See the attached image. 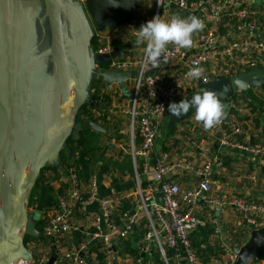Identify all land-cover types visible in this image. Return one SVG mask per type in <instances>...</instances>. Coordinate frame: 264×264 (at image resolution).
Masks as SVG:
<instances>
[{"label": "built area", "instance_id": "1", "mask_svg": "<svg viewBox=\"0 0 264 264\" xmlns=\"http://www.w3.org/2000/svg\"><path fill=\"white\" fill-rule=\"evenodd\" d=\"M77 1L83 6L86 4V0ZM153 1L155 16L162 12L163 2L167 1L168 11L176 10L170 7V4H175L182 9L179 11L182 17L196 16L203 21L204 26L202 30L193 33L191 48H180L169 43L156 65L145 62L144 51L140 59H136L133 51L131 56L112 57L115 42L125 41L122 36L131 34L136 37V29L139 27L133 21H125L103 32L95 30L98 46L94 54L109 57L104 62H96V68L128 73L136 70L138 73L134 79L127 80L131 86L129 95L124 96L121 91L118 93L120 101H125L118 107V111L121 117L129 121L126 133L127 154L130 155L139 201L133 211L117 214L120 199L130 196L120 197L113 192L102 195L100 189L103 182L109 183L107 176L102 175V181L99 173H96L84 183L74 167L64 172L57 187L56 203L43 217L45 223L42 233L46 237L51 241H61L76 227L77 213L85 212V206L94 202L99 205L90 224L80 228L82 239L79 244L59 252L64 264H88L90 248L94 243L102 246L107 260L105 264H148L154 259L152 257L148 260L145 256L150 243L157 247L164 264H170L168 248L175 249L172 260L176 264H181L182 261L185 264H234L236 255L231 250L232 237H223V227L214 213L208 224L204 216L206 206L211 209L217 207L220 212L229 208L239 210L243 215L244 227L248 230L264 227V204L249 202L236 195L219 197L214 193V167L218 157L213 153L212 146L216 143L219 148L241 153L251 161L260 160L259 164L264 166V144L246 142L242 138L245 133L242 122L236 114L230 113H247L246 104L234 100L222 103L224 114L220 122L214 125L218 134L214 145L195 138L189 140L194 160L173 156L158 146L159 133L170 114V103L186 99L201 83L208 84L214 78L231 77L243 68L253 69L264 64V38L253 35L263 31V25L259 22L261 12L256 8L254 0ZM226 17L231 23L229 29L223 31ZM188 52L190 54L186 61L178 69H169L168 74L163 75V69L179 64ZM102 63H106V67H102ZM155 67L159 71L146 75L147 70ZM192 67L202 69L200 78L187 76ZM178 172L193 174L197 179L196 185L183 189L173 179V175ZM249 177L256 181L258 172L251 171ZM144 179L147 181L145 186ZM60 189L62 193L59 192ZM157 193L161 197L160 203ZM142 220H147L149 225L144 238L147 246L141 248L143 257L133 259L122 256L119 253L120 247ZM206 225L213 230V236L218 239L223 251L209 261L198 256L191 241V233ZM48 256L47 253H42L31 261L22 260L18 264H46Z\"/></svg>", "mask_w": 264, "mask_h": 264}, {"label": "water", "instance_id": "2", "mask_svg": "<svg viewBox=\"0 0 264 264\" xmlns=\"http://www.w3.org/2000/svg\"><path fill=\"white\" fill-rule=\"evenodd\" d=\"M140 0H86L84 7L77 0H0V264H18L31 261L34 250L24 244L26 235L38 236L37 222L42 219L46 197L51 190L41 181L39 201L35 212L28 213V200L40 170L46 164H55L66 139L77 130L106 132L100 124L90 119L76 123L80 107L90 99V86L95 75L106 84H118L137 76V71L116 72L96 68L108 56L96 55L91 46L95 30L103 32L131 20L140 26L145 23L137 9ZM259 3L264 1L259 0ZM167 8V1L163 2ZM172 9L182 11L175 4ZM43 26V40L49 29L48 46L38 52L36 46L37 24ZM89 29L83 41L77 35ZM95 28V30L93 29ZM264 38V31L253 33ZM74 50L70 52L66 42ZM177 65L165 69H178L187 56ZM112 57L131 56L132 51L116 47ZM53 60L55 88L53 97L36 91L35 69L42 58ZM264 62V56L262 57ZM158 67L146 71L153 75ZM264 85V64L231 77L214 78L202 91H212L225 102L235 91L246 93L250 87ZM123 95L129 92L123 88ZM247 96V95H246ZM248 97V96H247ZM195 111L190 107L189 112ZM186 114V113H185ZM170 115V130L185 115ZM78 157V156H77ZM264 198V193L255 192ZM158 203L160 194H156ZM154 247V244H152ZM46 264L60 260L59 250L52 245ZM264 248V227L249 230L247 241L232 246L236 255L234 264H251Z\"/></svg>", "mask_w": 264, "mask_h": 264}, {"label": "trees", "instance_id": "3", "mask_svg": "<svg viewBox=\"0 0 264 264\" xmlns=\"http://www.w3.org/2000/svg\"><path fill=\"white\" fill-rule=\"evenodd\" d=\"M154 3L153 0H140L137 3V9L139 13L142 15L145 22L148 21L146 16L143 15L141 8L145 3ZM155 3L154 6L145 7V13L152 15L155 13ZM260 21L262 25H264V10H260ZM173 15H177L182 17V13L178 10H172ZM153 16V15H152ZM126 22H131V20H127ZM262 28V26H261ZM91 46L95 51L98 46V38L95 34L91 39ZM115 47H120L125 50L136 52L138 46L131 41H116L114 44ZM106 63H102V67H106ZM250 68L241 69L238 74L250 71ZM168 70L163 69V75L168 74ZM105 83L99 79V77L94 76V79L91 82L90 86V99L84 103L77 114L76 123L82 124L85 120L90 119L95 123L100 124L102 127L106 128V132H99L94 130H77L76 133L71 134L65 141V148H69L71 152H73L74 156H70L65 152V149H62L59 156L58 161L55 164H46L39 172L38 178L36 180L35 185L33 186L31 193L29 195L28 207L36 209V205L39 201V193L41 189V181H44L46 185L50 188L51 192L46 197L44 211H48L51 207H53L56 203V193H54V187L52 186L53 182L60 181L63 172H67L69 168L74 167L78 172L80 180L86 183L94 174L99 173V175L108 174L112 178V172L109 165L111 164L112 169H120V176L122 179L125 178L126 171L132 167L124 165L125 159L130 155L124 153L123 149H115L118 143L123 142L124 136H122L121 125L111 123L115 128L116 135L112 140V136H109V128L106 123L109 121V109L112 106L113 98L110 93L105 92L103 90V86ZM207 84H199L198 88L192 91V94L203 89ZM261 89L264 90V85L261 86ZM248 97H247V96ZM119 97V96H118ZM120 99V97H119ZM229 100H234L238 103H244L248 107L247 113L238 114L237 112L231 111L230 113H234L237 115L239 120L242 122V126L244 130L246 129V122L253 117V121L259 126L261 119H263L262 126V134L264 137V95L256 92L254 87L248 88L245 92L243 91H235L234 94L227 99L225 102ZM248 113L250 115H248ZM193 114L192 112L186 113L181 119L180 122L186 120ZM118 122V121H117ZM177 132V127L172 128L168 133V137L174 135ZM109 139H108V138ZM245 137V134L242 135V138ZM102 138H107L108 141L105 143L102 142ZM111 141V143H109ZM166 141V142H165ZM163 143V149L167 151H171V154L177 152V148L181 145L178 139H166ZM253 143V142H252ZM214 150L218 148V144L216 143L213 147ZM78 156V157H77ZM220 158L223 159L224 165L230 166V160L227 156H222L220 154ZM264 175V166H261L260 176ZM113 185H117L121 183V180L113 179ZM147 181L143 180V185L145 186ZM62 193V189L59 191ZM121 197V194H118ZM247 201H254L256 203L264 204V198L257 197L252 194L250 196L244 197ZM136 206V202L132 197L121 198L120 204L117 209V214H122L124 212L133 211ZM119 220V218H118ZM45 221L44 219H40L36 228L39 232L37 237H32L30 235H26L24 238V244L27 248L31 249L32 243L35 244V248L33 250L41 249L45 251L48 255H51V244L50 239L46 237L42 233V228ZM149 231V225L147 220H142L141 223L134 228L132 231L130 238L126 240L119 249V253L122 256H129L133 259H138L143 257V252L141 248L146 247L147 243L144 241L145 236ZM213 230L209 225L200 226L195 229L191 233V241L193 246L195 247L198 256L204 260L209 261L213 257H217L222 254V248L210 242V236H212ZM231 236V235H230ZM232 239L230 241L232 246L241 247L249 237V230L246 227H241L237 230L236 234H232ZM102 246L99 243L92 244L90 248V253L95 254V260L97 264H105L107 262L106 256L104 255V251L101 249ZM149 253L153 258H157L161 260L160 253L156 246L148 247ZM145 253V252H144ZM176 251L173 248L167 249V256L170 259V264H176L172 257H174ZM264 248L257 254L256 259H259L263 256ZM147 254V251H146ZM162 262V261H161ZM163 263V262H162Z\"/></svg>", "mask_w": 264, "mask_h": 264}, {"label": "crops", "instance_id": "4", "mask_svg": "<svg viewBox=\"0 0 264 264\" xmlns=\"http://www.w3.org/2000/svg\"><path fill=\"white\" fill-rule=\"evenodd\" d=\"M259 0H254V4L258 11L264 10V3H259ZM264 1V0H262ZM41 2V0H39ZM167 10L164 11L166 13ZM261 12V11H260ZM172 16V15H171ZM231 23V20L226 17L223 21V31H227L229 29V25ZM262 30L264 31V25ZM257 92V89H256ZM223 103V102H222ZM224 106V104H223ZM247 112H248V107H247ZM170 115L167 117L166 122L163 126L162 129H166L167 133L174 127H177V132L180 130L181 125L184 121L186 122L187 120H184L180 122V120L176 123L174 127H172L170 130L167 128L168 122L170 119ZM248 115H250L248 113ZM253 117L251 116L250 119L246 122V129H245V137L244 140L248 143L251 144H264V137L262 134V126H263V119H261L259 126L256 125V123L253 121ZM190 123L188 125L184 126L185 129H187L188 134H189V139L183 136H176V139L182 142L183 144L188 146V150H186V153H173V156L176 157H184L188 158L189 160H194L195 157L192 155L193 150L189 147L190 146V138H195L198 141H202L207 143L208 145H214L216 139H217V132L215 131V127H211L209 129H205L202 125V122H198L195 120V113L189 117ZM181 131V130H180ZM170 139H174L175 135L169 136ZM168 137V138H169ZM253 142V143H252ZM183 144H181L183 146ZM180 145V147H181ZM213 147V146H212ZM213 150V153L217 155L218 157V162L215 164L214 167V193L215 195L219 197H224V196H240L242 198L250 196L252 194L256 195L255 192L259 193H264V175L260 176V171H261V164L260 160L257 161H251L248 157L241 153H234L230 149H225V148H216V150ZM171 153V151H169ZM179 152V151H178ZM222 156H227L228 159L230 160L231 165L226 166L224 165L223 159L220 158ZM200 157V156H199ZM233 165V166H232ZM233 167L237 172H239L241 169L247 170L246 172L242 174V176L237 177L236 179H233L231 176H229V167ZM251 171H257L258 172V179L256 181H253L250 179L249 175ZM64 173V172H63ZM100 178H102V175H100ZM173 179L183 188H192L196 185L197 179L194 177L193 174L189 172H178L173 175ZM104 180V177L102 178V181ZM231 180V182H230ZM60 185V181L53 182L52 186L54 187V193L57 192V187ZM133 187L131 186V183L129 180L124 181V183H120L117 185H112V184H106L103 182L100 193L102 195H106L109 192L113 193H120L121 195L125 196H131L133 192ZM123 193V194H122ZM257 196V195H256ZM260 197V196H257ZM57 198V195H56ZM99 205L97 202H94L90 205L85 206V212H79L77 213L75 217V223L76 227L67 235L65 236L61 241L55 242L50 240V244L56 245L57 249L59 252L63 251L64 248H69V247H74L79 244L81 241V234H80V228H83L87 224H90L92 215L98 211ZM204 216L208 220H210V216L212 213H214L218 219L220 224L223 227L224 233L223 237L229 236L232 234H236L237 230L240 229L241 227L244 226L243 224V215L240 213L239 210L229 208L226 209L224 212H220L217 207L214 209H211L209 206H206L204 209ZM34 212H31L29 215L33 214ZM47 212L44 211L42 214V219L45 216ZM39 233V232H38ZM39 235V234H38ZM35 237V236H32ZM37 237V236H36ZM210 242L219 245L220 242L218 239H216L213 234L210 236ZM153 243H150L149 247H152ZM35 248V244L32 243L31 249ZM30 249V248H29ZM46 253L45 251H42L40 249H37V257L42 254ZM51 253H52V248H51ZM60 260L57 261L55 264H64L63 258H61V253L59 254ZM146 258L152 259V255L149 253V250H147V254L145 255ZM34 257V258H37ZM50 255L48 256V258ZM89 261L88 264H97L95 263V254H91L90 257H88ZM153 262V260H151ZM183 263V261L181 262ZM251 264H264V253L263 256L259 259L254 260Z\"/></svg>", "mask_w": 264, "mask_h": 264}, {"label": "clouds", "instance_id": "5", "mask_svg": "<svg viewBox=\"0 0 264 264\" xmlns=\"http://www.w3.org/2000/svg\"><path fill=\"white\" fill-rule=\"evenodd\" d=\"M109 2L111 3L113 0H109ZM203 26V21L196 16L180 17L172 15L164 19L156 15L142 24L139 29H136L135 43L137 46L145 45V62L156 65L169 43L180 48H191L193 46V33L202 30ZM201 73L202 69L200 67H192L187 76L198 79ZM190 107L195 110V120L202 122L205 129L218 124L224 114V106L218 94L212 91H202L193 95L190 99L170 103L168 111L179 117L187 113Z\"/></svg>", "mask_w": 264, "mask_h": 264}, {"label": "rangeland", "instance_id": "6", "mask_svg": "<svg viewBox=\"0 0 264 264\" xmlns=\"http://www.w3.org/2000/svg\"><path fill=\"white\" fill-rule=\"evenodd\" d=\"M85 6L86 5H84V7ZM147 6H151L152 7V6H154V3L153 2L152 3H145L142 6V8H141V11H142L143 15L146 16V18L148 20H150V19H152L155 16L156 11H155V13L152 14L153 16L149 15V14H146L145 13V7H147ZM165 10H167V8H162V12H160L159 16L161 18L167 19V18H169L172 15V12L167 10L166 13H163ZM129 23H131V22H129ZM44 24H45V28L47 29L46 40L42 39V37H43V28L42 27L43 26L41 25L40 22L37 24V28H36L37 39L35 40L36 41V46H34V47L36 48V50L38 52L45 50L47 48V46H48L47 40L49 38V29H48V25H47L46 21H45ZM93 29L95 30V28H93ZM108 29H110V28H108ZM89 33H90V31H89L88 28L86 29L85 32H83L81 30L78 33V35H77V43H80L81 41H83L84 38L86 37V35L89 34ZM135 38L136 37L131 36V34H127L125 36H122V39H124L125 41H131L134 44H136L135 43ZM66 47L68 49H70L69 50L70 52H72L74 50L73 45L71 46L69 44L68 40L66 42ZM144 47H145L144 44L138 46V48L136 49V52H135L136 59H140L141 58V55L143 54V51H144ZM52 64H53V60H52V58L50 56L44 57V58L41 59V61L38 63V65L36 66V69H35V82H36L35 87H36V91L37 92H42L43 91L45 94H50L51 98L53 97V91H54V88H55V77H54V70H53V65ZM95 76L98 77V75H95ZM103 87H104L103 90L105 92L110 93L112 98H113L112 106L109 109V115H110L109 116V121L106 123V125L108 126L109 131H110L109 132V136H112V140L114 138H116V137H114L116 135L115 128L113 127V125H111V123L121 125L122 136H124V137H122L123 138V142L118 143L117 147L115 149H118V150L119 149H123L124 153L125 152L128 153V142H127L126 133H127V125L129 123V121L126 118L121 117L120 116V112L118 111V107H120L125 102L123 100L120 101V99L118 97L119 96L118 93L120 91L123 93V91H122L123 88H126L127 91H129V89L131 88L130 82L127 81L125 83L124 87H122V86H120L118 84H114V83H112V84H106L105 83V85ZM255 89H257L258 93L264 95V90L261 89V86L260 87H256ZM194 113H195V111H193V114ZM186 120H187L186 122L184 121L182 124H180L181 125V128H180L181 131L178 130V132H176L174 134L175 137H173V138L176 139V136H183V137H186V138L189 139V134L187 132L188 130L185 129L184 126L188 125V123H190L191 120H189V118H187ZM104 129L106 130V128H104ZM74 133H76V132H74ZM107 138H102V142L105 143L106 141H108L109 138L108 139ZM166 139H170V137L168 138L166 129H162L160 131V133H159V138H158V146H159V148L162 149L163 143H164V141ZM109 143H111V141ZM181 144H183V143L181 142ZM188 149H189L188 146L183 144V146L182 145H181V147L179 146L176 150H177V153H186V150H188ZM186 159H188V158H186ZM127 164L129 166H131L130 156H129V158L127 157L125 159L124 165H127ZM232 166L229 167L230 169H229V174L228 175L231 176L233 179H236L237 177L242 176V174L247 171V170L245 171V170L241 169L239 172H237ZM109 167L111 168L110 171L112 172V178L111 177L108 178L109 177L108 174L107 175L103 174L104 176H107V180L109 181V183L113 185V183H112L113 179L121 180V183H124V181L129 180L130 183H131V186L133 187L132 190L134 192L130 197H132L134 199V201L136 203H138L139 195L137 193V188L135 186V181H134V178H133V169H132V167H130L126 171L124 179H122L121 176H120V169H117V168L116 169H112V167H114V166H112L111 164L109 165ZM244 175H248V173L244 174ZM230 182H231V180H230ZM31 212H35V209L28 207V213L30 214ZM34 257H37V251L36 250H34ZM148 264H164V263H162L160 259H157V258L155 259L154 258L153 262H150Z\"/></svg>", "mask_w": 264, "mask_h": 264}]
</instances>
